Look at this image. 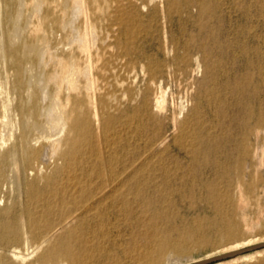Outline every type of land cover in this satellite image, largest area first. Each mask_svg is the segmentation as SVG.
I'll return each instance as SVG.
<instances>
[{"label":"bare ground","instance_id":"6f19581e","mask_svg":"<svg viewBox=\"0 0 264 264\" xmlns=\"http://www.w3.org/2000/svg\"><path fill=\"white\" fill-rule=\"evenodd\" d=\"M130 1L135 4V0ZM108 7V0H0V264H89L81 254L86 227L103 228L106 210L117 206L130 215L134 209L131 195L142 196L140 207L143 211L153 209L152 223L158 222L156 218L161 217L163 209L160 205L169 201L146 195H152L149 189L172 188L171 175H175V181L184 182L197 169L215 170L219 181L235 174L237 195L228 186L218 189V181L210 182L213 178L205 187L219 221L228 225L222 241L231 240L242 230L225 203L234 206L237 196V205H245L260 180L255 170L264 162V110H246L239 131L229 124L225 137L212 132L215 125L197 136L189 125L198 107L186 113L188 106L181 100L176 149L185 148L191 163L188 170L178 174L162 161H149L143 117L153 115L155 107L161 108L165 97L153 103L149 99L152 87L146 85L132 116L138 120L136 131L143 144L137 156L121 162L118 148L105 150L104 146L116 147L119 143V138L113 140L110 135L113 125L121 123L125 114H105L110 100H130L133 88L118 77L136 35L127 30L124 40L116 39L120 54L106 62L109 35L101 36L100 28L109 19ZM196 7L200 15L211 10L202 0H197ZM118 20L124 24L120 18L112 24ZM143 61L147 78L155 81L159 65L152 68ZM174 61H179L182 68L195 63V73H203L199 56L177 54ZM131 65L136 67L135 61ZM112 78L118 79L112 83ZM103 82L115 88L103 93ZM204 143L207 153L202 151ZM229 145L231 149L227 150ZM220 153L222 156H218ZM203 154L206 159H202ZM151 171H158L157 177L164 182L159 187L152 185ZM36 182L43 183L42 189L35 188ZM12 191L25 193L29 209L18 213V200L12 198ZM3 213L9 214L7 219L2 218ZM156 230L154 246L134 264H193L264 243V237H257L206 258L192 255L183 260L190 254L182 252H189L200 241L181 233L178 238L162 236ZM263 256L264 247L230 260L253 261Z\"/></svg>","mask_w":264,"mask_h":264},{"label":"rangeland","instance_id":"374dc122","mask_svg":"<svg viewBox=\"0 0 264 264\" xmlns=\"http://www.w3.org/2000/svg\"><path fill=\"white\" fill-rule=\"evenodd\" d=\"M108 1L106 15L109 19H105L100 28L101 36H110H107L109 46L104 60L114 61L120 54V48L115 45L116 39L124 40L127 30L136 35L132 40L134 45L124 59L125 65L121 64L122 74L118 77L133 88L130 100H110L105 114L115 117L125 114L121 123L113 125L110 135L113 140L119 138V143L116 147L104 146L105 150L118 148L121 162L127 163L137 156L143 144L136 131L138 120L132 116L133 110L141 103V89L146 85L152 87L149 99L153 103L165 97L161 108L155 107L153 115L145 114L143 117L147 123L149 161L153 158L162 161L178 174L188 170L187 166L191 163V156L185 148L176 149L177 107L181 100L188 106L186 113L194 106L198 107L189 125L197 136L202 130L215 125L212 132L225 137L229 124L239 131L246 110H264V0H202L211 9L210 13L205 12L204 15L199 14L197 0H157L154 3L135 0V4L130 0ZM142 3H146V7ZM117 18L122 19L124 24L120 20L112 24ZM177 54L191 58L199 56L204 64L203 73H195V63L182 68L179 61H174ZM143 60L152 68L159 65L155 81L147 78L146 67L142 68ZM131 61H135L136 67H132ZM115 63L119 62L116 60ZM118 78H112V83ZM105 85L104 82L101 85L103 93L115 88ZM231 117H234L233 123L230 122ZM229 149L231 145L227 146ZM202 151L209 152L207 143L202 145ZM232 153H235V149ZM218 156H222V153ZM201 157L206 159L207 156L203 154ZM255 171L260 180L254 192L250 193L248 202L243 206L237 205L236 196L233 198L234 206L225 203L231 216L236 217L238 225L242 227L240 234L231 240L221 239L229 231L228 225L219 221V215L209 202L210 192L205 185L213 178L210 182L218 181V189L228 186L236 194L235 174L231 175V180L225 177L219 181L215 170L197 169L184 182L179 179L175 181V175H171L169 182L172 188L171 185L167 189L162 187V191L147 188L153 196L146 195L169 201L160 205L162 215L156 218V223H152L154 210L149 208L143 211L144 207H140L142 196H130L131 206L134 207L130 215L118 206L106 210L103 228L84 229L82 259L89 264H134L136 259L144 256L148 247L154 246L153 232L156 229L162 236L170 234L178 238L181 233L193 235L201 242L189 252H182L190 254L183 260L190 259L192 255L206 258L251 239L264 237V162ZM157 176L158 171H151L152 185L159 187L164 182ZM249 180L247 175L246 181ZM180 186L183 189H178ZM37 187L42 189L43 183L36 182ZM11 196L18 200V213L29 209L23 191H12ZM164 213L166 218H163ZM8 215L3 213L2 218L5 216L7 219ZM154 225L156 228L153 230ZM262 258L264 260V256L260 257L261 260L253 261L223 260H226L224 264H264Z\"/></svg>","mask_w":264,"mask_h":264},{"label":"water","instance_id":"95a60500","mask_svg":"<svg viewBox=\"0 0 264 264\" xmlns=\"http://www.w3.org/2000/svg\"><path fill=\"white\" fill-rule=\"evenodd\" d=\"M262 247H264V243H260V244H257V245H252V246H249V247H245V248H242V249H239V250H236V251H230V252L218 255L216 257H212V258L206 259L204 261H200V262L193 263V264L214 263V262L221 261L223 259H230V258H232V257H234L236 255H239V254H242V253H247V252L262 248Z\"/></svg>","mask_w":264,"mask_h":264}]
</instances>
